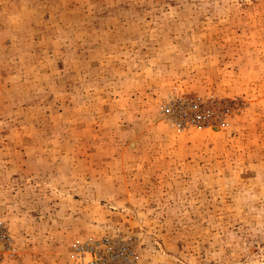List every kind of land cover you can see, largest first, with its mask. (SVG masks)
I'll return each instance as SVG.
<instances>
[{"label": "rangeland", "instance_id": "374dc122", "mask_svg": "<svg viewBox=\"0 0 264 264\" xmlns=\"http://www.w3.org/2000/svg\"><path fill=\"white\" fill-rule=\"evenodd\" d=\"M103 239L264 264V0H0V264Z\"/></svg>", "mask_w": 264, "mask_h": 264}, {"label": "built area", "instance_id": "2783aa9c", "mask_svg": "<svg viewBox=\"0 0 264 264\" xmlns=\"http://www.w3.org/2000/svg\"><path fill=\"white\" fill-rule=\"evenodd\" d=\"M181 99L174 100L171 104L161 107V112L165 117H175V119H187L186 112L183 109L176 110V104H182ZM201 114H195L192 121L201 120ZM73 253L76 258L83 262L86 254L89 255L87 264H135L137 257L135 253V244L128 241H110L103 239L101 241L73 243Z\"/></svg>", "mask_w": 264, "mask_h": 264}]
</instances>
